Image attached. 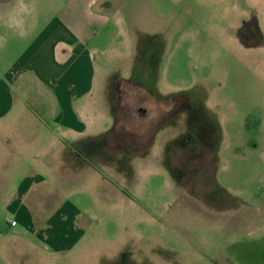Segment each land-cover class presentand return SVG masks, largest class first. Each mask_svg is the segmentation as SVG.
Masks as SVG:
<instances>
[{"label": "rangeland", "instance_id": "obj_1", "mask_svg": "<svg viewBox=\"0 0 264 264\" xmlns=\"http://www.w3.org/2000/svg\"><path fill=\"white\" fill-rule=\"evenodd\" d=\"M61 1L0 0V69L32 38L27 18ZM102 3L106 23L86 43L92 88L72 98L85 131L0 122V227L18 219L0 230V264H264V0ZM34 80L14 85L12 112L51 118L53 89ZM117 82L130 106L117 124L151 126L142 150L114 141ZM20 203L71 219L24 228Z\"/></svg>", "mask_w": 264, "mask_h": 264}, {"label": "crops", "instance_id": "obj_2", "mask_svg": "<svg viewBox=\"0 0 264 264\" xmlns=\"http://www.w3.org/2000/svg\"><path fill=\"white\" fill-rule=\"evenodd\" d=\"M103 8L102 0H62L56 4L51 16L43 15L37 20L27 18V26H35L32 38L7 66L0 69V122L51 120L61 133L80 135L85 131L90 116L73 107L72 98H79L91 91L94 76L86 43L106 23ZM34 79L53 89L58 109L51 118L12 112L16 99L14 85L25 89ZM22 101L24 100H20L21 104ZM55 140L53 137L51 142L54 143ZM43 179L40 173L22 177L21 180H25V183H20L16 190L15 201H27L33 186ZM22 206L20 203V208H17L18 211L22 208L19 214L21 224L24 228L35 225L38 232L47 230L49 222L56 217L61 222L69 219L64 212L57 215L58 207L53 214L44 217L36 216L33 208H28V212ZM11 221H15V224L11 225ZM17 225L18 219L10 218L3 226V231L7 233L6 230L16 228ZM3 228L1 227V231ZM73 231L76 232L74 229Z\"/></svg>", "mask_w": 264, "mask_h": 264}, {"label": "flooded vegetation", "instance_id": "obj_3", "mask_svg": "<svg viewBox=\"0 0 264 264\" xmlns=\"http://www.w3.org/2000/svg\"><path fill=\"white\" fill-rule=\"evenodd\" d=\"M121 87H120V82H117L116 85L114 86V105L116 108V114L114 118V127L112 129V134L114 141L117 143H120L122 145H125L126 147H129L130 150L132 151H139L145 148V146L150 142L153 133L150 134V127L151 126H146V131H144L143 134L136 133L135 131L130 130L126 125L124 124H117L119 122V118L123 117L127 114L128 110L130 109V106L126 104L123 100V95L121 94ZM172 108L170 107L165 115L168 116L172 112ZM137 111L141 112L142 115L146 114L145 108L142 106L137 107ZM156 116H154L153 121H152V128L154 132H156L158 125H157V120H159L158 116V110L156 109ZM161 120V118H160Z\"/></svg>", "mask_w": 264, "mask_h": 264}, {"label": "built area", "instance_id": "obj_4", "mask_svg": "<svg viewBox=\"0 0 264 264\" xmlns=\"http://www.w3.org/2000/svg\"><path fill=\"white\" fill-rule=\"evenodd\" d=\"M10 224H11V225H14V224H15V221H11Z\"/></svg>", "mask_w": 264, "mask_h": 264}, {"label": "trees", "instance_id": "obj_5", "mask_svg": "<svg viewBox=\"0 0 264 264\" xmlns=\"http://www.w3.org/2000/svg\"><path fill=\"white\" fill-rule=\"evenodd\" d=\"M0 230H1V227H0Z\"/></svg>", "mask_w": 264, "mask_h": 264}]
</instances>
